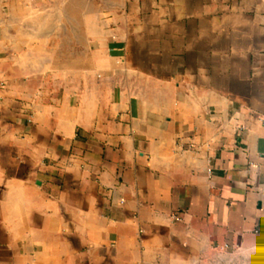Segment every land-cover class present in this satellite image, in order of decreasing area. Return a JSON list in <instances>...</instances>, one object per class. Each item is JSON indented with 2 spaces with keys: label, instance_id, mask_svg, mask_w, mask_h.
<instances>
[{
  "label": "crops",
  "instance_id": "obj_1",
  "mask_svg": "<svg viewBox=\"0 0 264 264\" xmlns=\"http://www.w3.org/2000/svg\"><path fill=\"white\" fill-rule=\"evenodd\" d=\"M0 264H264V0H0Z\"/></svg>",
  "mask_w": 264,
  "mask_h": 264
},
{
  "label": "rangeland",
  "instance_id": "obj_2",
  "mask_svg": "<svg viewBox=\"0 0 264 264\" xmlns=\"http://www.w3.org/2000/svg\"><path fill=\"white\" fill-rule=\"evenodd\" d=\"M77 24L81 25L83 30L90 29V23H88V22H80V23H77ZM100 24H102V23H99V24L98 23H93V28L97 29L98 25L100 26Z\"/></svg>",
  "mask_w": 264,
  "mask_h": 264
},
{
  "label": "built area",
  "instance_id": "obj_3",
  "mask_svg": "<svg viewBox=\"0 0 264 264\" xmlns=\"http://www.w3.org/2000/svg\"><path fill=\"white\" fill-rule=\"evenodd\" d=\"M179 215H180L179 213H174V214H173V217H174L175 219H178V218H179Z\"/></svg>",
  "mask_w": 264,
  "mask_h": 264
}]
</instances>
